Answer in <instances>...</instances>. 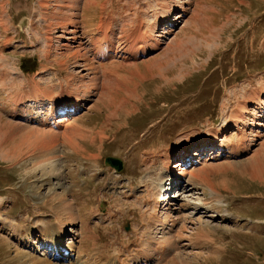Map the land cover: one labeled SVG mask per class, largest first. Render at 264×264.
Wrapping results in <instances>:
<instances>
[{"label": "rangeland", "instance_id": "obj_1", "mask_svg": "<svg viewBox=\"0 0 264 264\" xmlns=\"http://www.w3.org/2000/svg\"><path fill=\"white\" fill-rule=\"evenodd\" d=\"M165 13L169 18L162 19ZM102 22L108 23V30L103 31L117 53L98 61L104 38ZM149 29L158 44L148 46L139 39L124 47L134 32ZM144 44L145 54H129L131 48ZM70 88L88 94L85 109L72 119L61 126L50 125V119L40 125L45 112L35 110L33 114L31 109L32 117L21 120L19 102L30 101L35 93L49 97ZM260 91H264V0H0V128L4 131L0 136V219L19 227L24 236L28 231L22 226L35 231L28 250L18 244L19 237L6 234L0 221V264H37L27 258L13 262L20 250L38 257L40 264H74L79 258V264L125 260V250L136 237L133 233H144L140 228L154 208L144 196L147 208L139 209L138 196L145 193L147 181L165 175L173 148L166 151L183 139L198 143L211 128L224 123L231 109H242L244 103L251 115L257 112L258 103L252 96ZM261 98L264 111V95ZM209 115L217 118L214 125H205ZM190 122L195 126L179 136ZM233 128L230 125L227 133ZM259 131L252 144L253 136L248 133L246 159L214 160L215 151L194 158L185 180L190 173L198 175L191 177V183L199 189L184 181L175 191L176 200H169L178 218L169 227L176 231L174 236L168 228L166 236L177 238L185 213L186 218L191 216L188 230L197 233L201 219L206 232L220 240V252L192 247L184 240L167 251L168 257L183 248L180 264L185 260L191 264H264V227L259 224L264 221V130ZM228 139L236 141L235 135ZM210 154L215 155L213 159ZM256 154H263L258 158L263 160L259 161L263 170L262 179L254 180L238 167ZM109 158L119 159L123 169L112 165ZM177 161L172 160L173 166ZM171 176L162 179L165 188ZM214 184L226 196L230 213L238 220L254 222L247 221L242 227L244 222L236 223L222 214L224 207L217 211V202L209 204L214 210L200 205L199 210L182 211L183 206L205 204L209 186ZM59 195L63 199L54 198ZM65 203L71 204L69 208ZM134 206L140 219L134 220ZM69 209L76 211L75 219H69ZM91 210L107 219L117 218L103 222L102 216L100 223V216ZM49 223L66 227L71 234L66 246L75 243L72 257L58 259L36 252L42 239L39 229ZM240 226L249 227L251 233ZM95 242L99 251L107 246L102 259L94 257ZM141 260L137 263L146 264Z\"/></svg>", "mask_w": 264, "mask_h": 264}, {"label": "bare ground", "instance_id": "obj_2", "mask_svg": "<svg viewBox=\"0 0 264 264\" xmlns=\"http://www.w3.org/2000/svg\"><path fill=\"white\" fill-rule=\"evenodd\" d=\"M159 10H160V8H159ZM167 17L169 18V16L165 13L162 19H167ZM176 20L177 19H175V21ZM98 29H99V26H98ZM105 29H108V23H105V22L103 23L102 22L100 24V30L103 31ZM156 29H157V24L154 26V29L152 30V32L156 31ZM150 32H151V30L149 32H147V33L146 32H142V30H139L137 32H134L135 36L129 38L127 40V42L124 44V47H127L128 45H131V44H134V43L136 44V41H138L139 39H143V41H144L143 43H146L148 46L151 43H153V42L155 43V45L158 44L157 39L155 37H153V35L150 34ZM107 39H108V34H105V36L103 38V41H102V45L99 48V50L97 51V58L98 59L103 58L106 55H108L110 52H113L114 51L113 48H111V46H110L111 44L110 43H108L106 45V47L104 46L105 43H106V41H107ZM140 42H141V40L139 42H137V43H140ZM129 48H131V47H129ZM101 49H102V52H100ZM143 50L144 49L142 48V46H140L139 48H131L130 49V53H131L132 56L135 57V56L141 54L143 52ZM196 50H198V49L196 48ZM76 54H78V51L76 52ZM101 65H103V64H101ZM69 76H70V74H69ZM35 90L37 91V88H35ZM75 92H76V89H73V88L71 89L70 88L69 90H67V89H66V91H63L62 90L60 93L54 94V96L48 97V100L47 101L51 103L50 106H48V107L49 108L50 107H53V105H55L57 103H62V102L63 103H69V102L71 103V102H73V103H71V106L74 108V107L77 106L78 103H80V101H84V99L85 100L87 99L88 94L86 96V94H81V93L78 92V95L76 97L75 96ZM262 95H264V91L255 92V95L252 96V98L253 97L255 98V103L256 104L258 103L257 104L258 105L257 107L259 109L258 108L256 109L257 112L252 113V115L249 114V112H248L249 109H248L247 103H244L246 106H244L243 108L241 107L242 109H240V108L238 110L236 109L237 110V113L235 115H233L232 117H230L231 113L236 111V110H233L227 116L228 123H226L225 125H223L218 130V132L216 134H211L210 133V134H207V135L208 136H211V137H204L203 138L204 139L203 140V143H202L203 147H208L206 149L212 148V150H226V152H227L226 154H229V155H232V156L243 155V153L246 152L245 141H246V138L248 136V133H255L256 132L255 131L256 128L264 129V124L261 122L262 120H260V119H264V111L262 110L263 109V106H262L263 105L262 104L263 99L261 98ZM34 96H35V98H32ZM30 98H32L30 101L27 100V99H25V100H23V101H21V102L18 103V106H22L23 105L22 108H24L23 114L20 115L21 118L28 119L30 116H32V110L31 109H34V107H35L34 106L35 103L32 104V102L39 103V102H41V100L42 101L45 100V97L44 96H38L37 93H35L33 96H30ZM72 98L74 99L73 101H71ZM252 103H254V101ZM41 105H42V103H41ZM42 106H44V105H42ZM26 108H31V109H26ZM63 108H64L63 109L64 112L70 111L69 108H66V107H63ZM258 111L260 112V115H258ZM229 118H231V120ZM0 122H1V117H0ZM65 122H66V120L64 119V117H61L59 120H56L55 123H56V125L61 126ZM227 125H235V129L234 130L237 131L235 133L239 134L238 139H237V134H234L235 137H236V141L235 142H231L228 139L229 137H227V139H224V140L221 139L220 140V138H221L220 136L222 135V133H225V134L227 133V127H228ZM50 132H51V130H50ZM3 134H4V131L0 128V136H2ZM255 136H256V134H253V137L251 139V144H252V141L255 140ZM72 140H74V139H72ZM1 141L2 140L0 139V142ZM23 141L24 140H22L21 142L24 144ZM167 141H170V139H168ZM187 142L188 141H184L183 140L182 143H180L179 145L173 146L172 147L173 148L172 155L173 154L174 155L179 154L178 147L181 144L182 145L183 144L186 145ZM216 142H218V143H216ZM74 145L77 148L78 147V142H76ZM191 145H192V143L191 144H188V146L186 148L188 150H190L191 149ZM213 145H216V146L213 147ZM160 146L162 147V145H160ZM2 148L3 147L0 145V149H2ZM153 152H156V150H153ZM6 153H7V150H6ZM199 155L200 154H198V153L195 152L194 155L192 154V157L191 158H193V156H199ZM262 155H257L256 154L255 156H257V157L255 159H253L251 161H247V162L241 164L238 167V169L241 172H243V174H246V175L250 176V178H252L254 180H257V179H260V178L262 179L261 162H259L262 159H259L258 160V158L259 157L261 158ZM221 157H222V154L220 153V151H217V155L215 156V159H220ZM166 162H167V160H166ZM183 162L184 163H187L186 160H184ZM183 162L176 164V167L175 168H174L173 165L170 166V164H169L168 168L170 167V170L168 168H166V173H165V175L163 176L162 179H165V177L168 178L169 174H173L174 176H171L170 179H168V182L169 183H179V182H182L184 180V177H185V172H190V171H185L186 169L182 168L183 170L180 171L181 174L180 175H176L177 172H175L174 170L177 169V168H179L180 166H182V164H184ZM234 162H236V161H234ZM169 163H170V161H169ZM232 169H235V168L232 167ZM226 171H228V170H226ZM189 175L190 176L188 177L187 183L192 184L191 183L192 182L191 181V177H193L196 174H193L192 175V173H190ZM196 176H198V175H196ZM167 178H166V180H167ZM207 179H209V177ZM169 180H171V181H169ZM205 181H206V179H205ZM213 183H215V182H213ZM192 185L194 187V184H192ZM154 187L155 188L157 187V183L154 185ZM158 187H159V190H154V193H153L152 197H150V198L149 197H146V199H148L147 203L150 206H151V204H153L154 205V208L152 206L153 211H152V213H150L148 219L146 220L148 222H145V223L143 222V224H142V226L140 228V230L141 229L144 230V233H142V234H138L137 232L136 233H133L134 235H136V237L132 241V243L129 245V247H127V249L125 250V252L128 253V256L124 257L125 260L119 261L117 258H115L110 263H104L105 261H103L100 264H135V263L139 262L141 259H144L145 262H146V264H150L151 261H153V259H155V262H154L155 264H158V262H159V264L164 263L167 259H169L168 260V264H180V262H179L178 259H180V257L183 256V252H182L183 251V248L181 249L179 247L178 249H181V250L179 251L178 249H176V250H178V252H175L174 251L175 253H173L169 257H168L167 251L168 250H171L173 247L176 248V246L177 245H180L181 241H184V240L190 241V244L189 245H191L192 247H197V246L202 247V248L209 247L215 253L220 252L221 247H222L220 245V243H219L220 240H217L213 235H210V234H208V232H206V230H208V228L206 226H204L205 223H201L202 220L200 218H199L200 219L199 220V222H200L199 225H200V228L201 229H198V231L196 230L197 233H194V232L190 231L191 230L190 228H189L190 230H188V226H187L188 221H187V219L190 218L191 216L186 218L185 216H183L185 213L184 212H183L184 214L182 213V211H184L185 209L186 210L188 209V208H185L186 206L181 207V209L182 208L183 209H182V211L180 213H181V215L183 214L182 215V219H184V220L182 221L183 224H181L182 227L180 226L181 228L179 227L180 229L176 233V237L177 238H171V236H166V234H165L166 233V229L167 228L168 229H171L169 227L172 225V223L174 222V220L178 218L176 216L178 214H177V212L174 213L173 210L169 208V206H170L169 205V200L171 202V195H170V198H168V196H166V194L168 193L167 190H166L165 193L161 194V192H162L161 186L158 185ZM209 187L211 188L210 201H215L217 203H220L221 197L219 195L220 194V191L217 189L218 187L215 184L214 185H210ZM150 193H151V191H148V194H150ZM64 194H65V192H64ZM160 195L162 196V198H161ZM61 196L62 195L54 196V198L55 199H58V198L59 199H63L64 196L63 197H61ZM65 197H66V194H65ZM209 204H212V202H209ZM69 205H71V204H69ZM69 205L66 204V203L64 204L65 208L66 207L69 208ZM198 206L192 205L191 207L194 208V207H198ZM69 210H70L69 211L70 215H68L69 216V219H71V218L72 219H75L74 218V215H77V213L75 214L76 211H74V209H69ZM94 211L91 210V213L93 215H95V212ZM57 214H59V213H57ZM226 215H227V213H226ZM1 219H0V221H2L4 223L3 226L5 228V231H7L6 234L9 235V237L11 236L10 238L19 237L18 238V244H20L21 246H25V247L28 248L29 247L28 244H30V239L29 238H33L32 235H34V232L32 231L33 228H30L29 226H22V227H25V230L28 231L26 233V235L24 236L23 233L20 232L19 227L18 228H15L11 224H9L8 222H6L5 219H2V220ZM61 222L62 221H60L59 223H61ZM175 222H176V220H175ZM153 223H155L158 228H156L155 227V224H153ZM52 224L49 223V225L47 227L46 226H43L42 228L39 229V231H40L39 233L42 235V240H45L43 244L45 245V247L50 248V249H52V248L53 249H58L59 247H65L64 246V242H65V238L67 236V234H66L67 233V230L65 229L66 227H60V226H56V225H55V227H53ZM88 228H90V226H87L86 227L87 231L91 233L89 235V237L92 240H94L95 235H93L94 233L91 232L90 229H88ZM171 231L173 232L174 230L171 229ZM204 231L206 233H204ZM172 232L170 234H172V236H174V234H175L176 231H174L173 233ZM72 233H74V231H72ZM170 234H168V235H170ZM97 247H99L98 246V243L95 242L94 243V246H93V251H96L94 257H95V259H102L103 254L107 251V246L106 245L101 246L102 247L101 251L97 250ZM68 249L70 251H75V250H77V247H76V245H75L74 242H71L69 244ZM156 249H158V251ZM196 249H198V248H196ZM28 250H29V248H28ZM155 251L158 252L157 255L154 253ZM16 252H17V254L12 259L13 262L15 260H21L22 258H27L28 260H30L32 262L36 260L37 261V264L42 263V260H38L39 259L38 257L28 256L27 253L25 251H23V250L16 251ZM117 255H118V253H116V255H114L113 257H115ZM121 255H123V254H121ZM81 261L82 260L79 258V260H77L74 264H79V262H81ZM183 262H184V264H189V262L186 261V260L183 261Z\"/></svg>", "mask_w": 264, "mask_h": 264}, {"label": "water", "instance_id": "obj_3", "mask_svg": "<svg viewBox=\"0 0 264 264\" xmlns=\"http://www.w3.org/2000/svg\"><path fill=\"white\" fill-rule=\"evenodd\" d=\"M115 164H118L117 162H114Z\"/></svg>", "mask_w": 264, "mask_h": 264}]
</instances>
